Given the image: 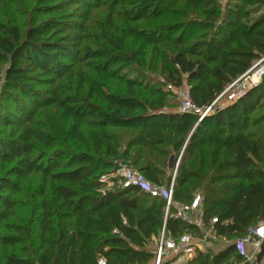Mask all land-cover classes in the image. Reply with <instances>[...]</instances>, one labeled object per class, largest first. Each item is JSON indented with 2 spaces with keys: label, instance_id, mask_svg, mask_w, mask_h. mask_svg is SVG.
<instances>
[{
  "label": "trees",
  "instance_id": "trees-1",
  "mask_svg": "<svg viewBox=\"0 0 264 264\" xmlns=\"http://www.w3.org/2000/svg\"><path fill=\"white\" fill-rule=\"evenodd\" d=\"M104 1L79 0L87 7L86 13L106 4ZM235 1L222 9L221 0H110L111 11L120 4L132 5L122 12L126 36L113 37L103 29V42H96L100 50L92 54L87 50L75 62L101 59L94 70L115 77L119 65L135 63L145 68L149 44L173 41L180 49L174 56L169 81L181 88L186 74L193 102L204 108L264 55V0ZM180 3L204 18L179 19L145 31L129 24L158 18L172 9L173 17H185L186 13L177 8ZM108 26L119 34L113 19ZM42 27L28 29L24 38L19 25L6 33L0 31V56L9 58L0 96V125L23 128L24 135L22 142L14 138L0 141V161H17L12 173L19 178L37 171L43 177L42 201L33 205L38 212L27 220V226L15 227L19 237L2 239L13 247L29 242L31 251L25 255L7 253L0 264H99L100 257L107 264H149L153 258L149 243L164 227L175 236L192 230L174 217L165 219L164 202L137 187L102 192L105 183L100 178L112 172L114 158L119 156L152 182L164 184L171 157L175 165L184 149L175 178V200L190 203L195 191L206 185V220L217 216V234L233 238L231 241L264 221V134L253 130L264 121V117H253L264 97V78L246 96L201 121L196 113L168 110L180 105L179 100L164 88L166 82L144 84L146 76L120 75L124 87L113 94L91 83L86 92L81 85L77 95L63 96L57 81L65 73H73L62 60L68 54L59 60L45 52L43 47L54 48L43 42L52 27ZM78 28L83 30L85 24H78ZM129 37L133 42H127ZM80 51L78 46L71 51L72 56L80 57ZM35 60L43 72L55 75L51 83L56 86L51 88L50 97L26 86V64ZM20 91L25 98L17 94ZM12 100L14 110L3 112L5 102ZM51 106L56 112L43 131L28 126L36 111ZM83 125L98 130L90 132L94 147L85 143ZM110 127L129 129L131 135L123 143L120 136L107 131ZM72 139L83 144L86 151L72 153L61 146ZM34 142L45 148L41 155H35L38 148ZM197 160L198 170L189 166ZM19 191L14 181L0 178V225L12 215L16 204L11 193ZM231 258L242 261L233 245L213 256L199 252L186 264H229Z\"/></svg>",
  "mask_w": 264,
  "mask_h": 264
},
{
  "label": "rangeland",
  "instance_id": "rangeland-1",
  "mask_svg": "<svg viewBox=\"0 0 264 264\" xmlns=\"http://www.w3.org/2000/svg\"><path fill=\"white\" fill-rule=\"evenodd\" d=\"M233 1L236 2L235 0H221L222 9H226V7L229 6ZM104 2L106 4L92 8L89 13H86L87 7L83 3H80L79 0H0V31L2 33H6L14 25H19L22 37L24 38L27 30L30 28L42 27V25H49L52 27V33L44 37L43 42L47 43L48 46H54V48L48 49V47H43V49L50 56L59 60L63 54L64 56L68 54V57H63L64 59L62 60L64 61V64L68 65V71L73 72L72 74L70 73L71 75H69V73L67 72L65 73V75H63V77L58 78L57 86L60 87L62 91L61 94L63 96H71L72 94L77 95V91L79 90L81 85L82 92H86L88 91L89 84L91 83L99 87L101 90L103 89L102 91H104L105 93H117L118 88L124 87L123 83L118 78L120 75H125L126 77L146 76L147 79L144 78V84H147L149 86H152L153 84L157 86L166 82L167 84L164 85V88L166 90H170L169 87L171 85L172 87L174 86L175 89L178 88L169 81V71L173 68L174 56L180 49L177 45L173 44V41L161 42L156 46L154 44H149L146 49L147 65L145 68H140L135 63H131L128 65H119L115 67V77H105L103 76V74H100L99 72L94 70L95 68H97V64H100V62L98 61H101V59L95 58L84 60L81 62H75L76 59H80L87 50L90 52V54L96 52L97 50H100V47L96 45V42H103V39L101 38V31L103 29L108 31V33L113 37L120 36V38H123L126 36V16L122 14V12L125 8H131L132 5L120 4L116 7L115 11H111L108 6L110 5V0H105ZM177 8H180L186 13L184 14L185 17L181 15H179V17H173L172 9L167 14L162 15L158 18H148L142 21H131L129 24L137 31H145L159 28L160 25L173 24V21L179 19L183 20L184 18H186L187 20H190L193 18H204L202 13H198L195 10L189 8L187 9L184 3H180ZM109 19L114 20V24L119 29V34H116L115 31L112 30L110 26H108ZM83 23L85 24V28L81 30L78 28V24ZM45 26H43L42 28H45ZM208 32V34H212L213 31L208 30ZM133 40V38L129 37L127 42H133ZM62 46H68V48L63 49L61 48ZM78 46L81 48L79 54L80 57H76L75 54H73L72 56L71 51L77 50ZM40 55L42 56V54ZM262 59L263 57L261 56L254 62V64L263 65L264 60ZM37 61L35 60L32 63L26 64L27 72L29 75V79L26 81V86L33 91L39 90L41 92H46V96L50 97L51 88H54L56 86L51 83L55 75H48L43 72L38 66L39 61ZM8 64L9 58L6 56H0V96L2 92L4 73ZM83 78L84 82L82 81ZM182 87L183 88L179 90L185 91L187 89H190L186 74L184 75V84ZM176 91L177 90H173V94L175 95L174 98L179 100L180 102L179 96L174 93ZM224 91L225 89L221 92V94ZM17 94H20L22 98H25V93H23L22 91L18 92ZM221 94L218 95V99ZM224 98L225 96L222 99ZM222 99L218 100L215 106L220 105ZM5 104V107L2 108L3 112L5 111V113L9 114V111L11 112V110H14L15 102L13 100L7 103L5 102ZM260 104L261 105L257 108L253 115L254 118L264 117V97ZM173 108L179 109L180 105H178L177 107L170 106L167 109L173 110ZM55 112V106H51L49 108L42 107L41 109L36 111L34 119L28 126H30L33 130L43 131L45 126L48 125L50 115ZM82 129L84 138L86 140L85 143L90 144L92 147H94V140L90 136V132L95 131L96 133H98V130L88 125H83ZM22 130L23 128L16 129L12 126L7 127L0 125V141H2L1 143L6 142L9 138H14L17 141L22 142L21 138L22 136H24L22 135ZM253 130L258 131L259 134H264V121L260 123L259 126L253 127ZM107 131L120 136L121 139H123V143L131 135V130L123 128L110 127L107 129ZM34 143V145H36L35 147L38 148L35 151V155H41L42 153L40 152H42V149L45 148L38 142ZM61 146L67 148L68 151L72 153L86 151L83 144L77 142L75 139L70 140L68 144H62ZM124 149L125 144L123 145V150ZM183 151L184 149L181 150L178 162L175 165L173 164V158L171 157L169 162L170 168L167 170V173L163 177L164 184L170 185L173 177L177 175L179 159L181 158V154L183 153ZM197 156L198 154L195 155L194 158H196ZM194 158L192 160H194ZM114 159L115 162L119 159L131 164L123 156H119ZM16 164L17 161L8 163H3L2 161H0V178L8 177L12 181H14L20 188L19 192L14 194L11 193L12 199L16 202L15 206L12 208V215L8 219L3 220L0 225V260L2 256L6 255L7 253L12 254L13 252H16L18 254L25 255L27 252L31 251L29 242L25 241L23 244L21 243L16 247H13L11 244L3 242L2 239L9 240L10 238H15L16 236L19 237L21 234H18L16 232L15 227L27 226V220L39 210L37 206L34 208L33 205L38 204L40 201H42V173L37 171L28 174L25 178H19L16 174L12 173V170L14 169ZM189 166L198 170L199 160H197L196 164H190ZM135 169L139 171L137 168ZM119 185L120 184L117 182L114 186L111 185L110 187L105 184L102 190L105 191L110 190L111 188H119ZM196 192L205 194L206 185L198 188L195 193ZM231 240H233V238L225 239V242H230ZM155 244L156 240L152 239L149 243L148 249L154 248ZM23 247L27 248L28 250L25 248L24 250H20V248L23 249ZM152 260L153 258L150 260L149 264H151ZM184 261H186V258L182 259V262ZM229 262V264L254 263V261H239L235 258H231ZM171 264H173V261L171 262Z\"/></svg>",
  "mask_w": 264,
  "mask_h": 264
},
{
  "label": "built area",
  "instance_id": "built-area-1",
  "mask_svg": "<svg viewBox=\"0 0 264 264\" xmlns=\"http://www.w3.org/2000/svg\"><path fill=\"white\" fill-rule=\"evenodd\" d=\"M262 57V60H264V55ZM257 65L254 64L250 70L225 88L219 99L217 98L220 100L225 96L218 106H215L218 101L215 99L209 106L198 107L191 98L190 89L183 91L179 90L183 87L175 89L171 85L169 87L170 90L172 92L177 90L174 93L180 99L179 112L196 113L199 115V121H201L208 114L243 98L249 91L258 86L264 78V64ZM175 178L176 175L170 185L154 183L137 171L131 164L119 159L116 160L112 172L104 174L100 178L109 187L111 185L114 186L117 182L120 184L119 188L137 187L141 192L162 200L164 202L165 219L174 217L188 227H192V230L179 233L176 236L168 232L166 227H164L159 236L154 238L156 240L155 247L148 249L153 255L151 264H171L172 261L174 263L183 258H186V262H188L194 259L199 252L213 256L229 245L235 247L236 253L243 261H255L264 240V221H261L256 226L249 227L244 237L225 242V239L216 232L218 217L213 216L209 221L206 220L203 193H196L190 203L175 200ZM112 190L114 189L102 190V192L107 193ZM98 263L107 264V261L104 257H100Z\"/></svg>",
  "mask_w": 264,
  "mask_h": 264
},
{
  "label": "water",
  "instance_id": "water-1",
  "mask_svg": "<svg viewBox=\"0 0 264 264\" xmlns=\"http://www.w3.org/2000/svg\"><path fill=\"white\" fill-rule=\"evenodd\" d=\"M263 260H264V240L262 242L261 249L257 254L256 260L254 261L253 264H262Z\"/></svg>",
  "mask_w": 264,
  "mask_h": 264
},
{
  "label": "crops",
  "instance_id": "crops-1",
  "mask_svg": "<svg viewBox=\"0 0 264 264\" xmlns=\"http://www.w3.org/2000/svg\"><path fill=\"white\" fill-rule=\"evenodd\" d=\"M173 111H177V112H179V109L176 108V109H173ZM249 248H250V247H249ZM174 263H176V264H185V263H187V262H186V261L182 262V260H177V261H175ZM174 263H173V264H174ZM262 264H264V260H263Z\"/></svg>",
  "mask_w": 264,
  "mask_h": 264
}]
</instances>
